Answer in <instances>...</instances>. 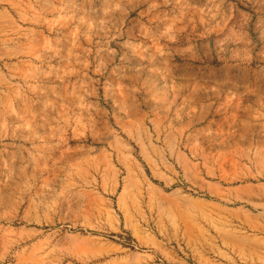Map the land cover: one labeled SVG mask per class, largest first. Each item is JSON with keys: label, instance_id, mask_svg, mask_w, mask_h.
Returning <instances> with one entry per match:
<instances>
[{"label": "rangeland", "instance_id": "obj_1", "mask_svg": "<svg viewBox=\"0 0 264 264\" xmlns=\"http://www.w3.org/2000/svg\"><path fill=\"white\" fill-rule=\"evenodd\" d=\"M107 151L116 173H39ZM263 185L264 0H0V264L260 248L237 209Z\"/></svg>", "mask_w": 264, "mask_h": 264}, {"label": "crops", "instance_id": "obj_2", "mask_svg": "<svg viewBox=\"0 0 264 264\" xmlns=\"http://www.w3.org/2000/svg\"><path fill=\"white\" fill-rule=\"evenodd\" d=\"M50 144V143H48ZM41 151H38L40 153ZM48 151H44L47 154ZM36 152H34V155ZM102 156V157H101ZM114 161L111 155L103 152L101 155L89 153L81 160H70L66 163H53V161L42 165L39 173H116ZM41 166V165H40ZM34 168V166H32ZM32 167L29 165V173H33ZM106 168V169H105ZM157 178L166 173H154ZM196 173H192L195 176ZM169 176L170 174L167 173ZM264 186V185H263ZM254 208L246 209L239 208L238 213L242 214V223L248 225L254 231L264 233V194H256L250 197ZM190 224V223H189ZM191 231V229H190ZM142 238L138 241L141 246L148 247L137 253H121L115 254L107 259L103 264H264V236H262L260 243L261 247H253L252 250L246 251L241 249L224 250L220 252L218 259L206 258L205 256L196 261L194 253L190 252L192 247V238H187L188 246H186L187 254L184 251L175 250L163 246L159 241V236L144 233ZM259 242V241H257ZM256 242V243H257ZM105 248H116L115 245H106ZM160 248V249H159ZM259 248V249H258ZM262 248V249H261ZM99 247L94 245L84 244V239L81 236L75 237V243L69 246H59L51 248L47 251H42L39 245H35L33 253L26 260L21 254L18 255V264H74L73 261L67 262L70 256H74L76 261L88 264H100ZM189 251V252H188ZM23 255V254H22ZM162 258V262L156 263L157 259ZM200 262V263H198Z\"/></svg>", "mask_w": 264, "mask_h": 264}]
</instances>
